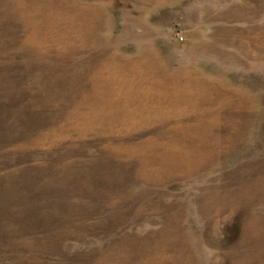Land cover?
Masks as SVG:
<instances>
[{"label": "rangeland", "instance_id": "1", "mask_svg": "<svg viewBox=\"0 0 264 264\" xmlns=\"http://www.w3.org/2000/svg\"><path fill=\"white\" fill-rule=\"evenodd\" d=\"M151 261L264 264V0H0V264Z\"/></svg>", "mask_w": 264, "mask_h": 264}, {"label": "bare ground", "instance_id": "2", "mask_svg": "<svg viewBox=\"0 0 264 264\" xmlns=\"http://www.w3.org/2000/svg\"><path fill=\"white\" fill-rule=\"evenodd\" d=\"M181 167H182V166H181ZM174 168H175V167H174ZM164 169H165V168H164ZM168 171H169V170H168ZM188 172H189V171H188ZM170 173H172V172H170ZM177 173H178V172H177ZM172 174H173V173H172ZM193 175H194V174H193ZM155 252H156V251H155ZM158 254H159V253H158ZM158 254H157V255H158ZM164 255H165V254H164ZM166 255H167V254H166ZM162 257H163V256H162ZM178 260H179V259H178ZM169 262H170V261H169ZM150 264H161V262H158V263H157L156 261H155V262H152V261H151ZM165 264H168V262L165 263ZM170 264H171V263H170ZM175 264H176V263H175Z\"/></svg>", "mask_w": 264, "mask_h": 264}, {"label": "built area", "instance_id": "3", "mask_svg": "<svg viewBox=\"0 0 264 264\" xmlns=\"http://www.w3.org/2000/svg\"><path fill=\"white\" fill-rule=\"evenodd\" d=\"M180 40H182V37H179Z\"/></svg>", "mask_w": 264, "mask_h": 264}]
</instances>
